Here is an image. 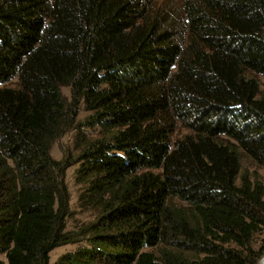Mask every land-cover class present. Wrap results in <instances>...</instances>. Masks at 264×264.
<instances>
[{
    "label": "trees",
    "instance_id": "obj_1",
    "mask_svg": "<svg viewBox=\"0 0 264 264\" xmlns=\"http://www.w3.org/2000/svg\"><path fill=\"white\" fill-rule=\"evenodd\" d=\"M262 80L264 0H0V264H259Z\"/></svg>",
    "mask_w": 264,
    "mask_h": 264
},
{
    "label": "rangeland",
    "instance_id": "obj_2",
    "mask_svg": "<svg viewBox=\"0 0 264 264\" xmlns=\"http://www.w3.org/2000/svg\"><path fill=\"white\" fill-rule=\"evenodd\" d=\"M162 2L167 1H179V0H159ZM262 90L264 92V80H262ZM63 91L66 95H69L70 89L69 88H63ZM86 115V113L81 112L79 118H82ZM185 133L184 131H182ZM76 132L74 130H69L66 132L53 146L52 148V156L57 159L61 160L66 163L68 161H71L76 155H77V148L74 147ZM242 167L243 170L252 173L253 175H259V178L264 183V169L258 167L253 161H251L247 157L242 158ZM75 166H71L70 164L66 167V175L65 180L68 185L69 191L71 193V211L72 214L70 218L68 219V229H77L81 227L86 222L92 220L94 218V214L91 212H83L77 207V196L79 193L80 186L77 185L75 180ZM254 243L255 246H259L263 243L264 240V230L257 233L254 237ZM75 249V245H63L51 253V261L54 262L58 257H60L62 254L72 251Z\"/></svg>",
    "mask_w": 264,
    "mask_h": 264
},
{
    "label": "bare ground",
    "instance_id": "obj_3",
    "mask_svg": "<svg viewBox=\"0 0 264 264\" xmlns=\"http://www.w3.org/2000/svg\"><path fill=\"white\" fill-rule=\"evenodd\" d=\"M259 264H264V255H263L261 261L259 262Z\"/></svg>",
    "mask_w": 264,
    "mask_h": 264
}]
</instances>
